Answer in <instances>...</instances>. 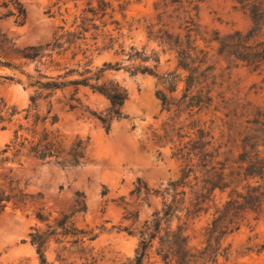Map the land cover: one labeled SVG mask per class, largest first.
Segmentation results:
<instances>
[{"label":"rangeland","instance_id":"1","mask_svg":"<svg viewBox=\"0 0 264 264\" xmlns=\"http://www.w3.org/2000/svg\"><path fill=\"white\" fill-rule=\"evenodd\" d=\"M108 1L114 10L112 20L103 19L104 28L99 21H94L99 27L97 31L91 28V22H86L84 26L89 31L80 49L31 62L22 58L29 48L45 49L65 32H80L87 1L0 0V99L8 107H15L18 113L11 123H0V152L13 141L19 125L24 129L19 134L28 140H32L33 134L39 137L43 130L57 135L62 142L61 157L76 140L87 143L86 158L78 166H70L61 159L39 161L25 154L13 157L12 152L6 155L9 161H0V189L17 188L34 196L25 206L7 203L0 214V264H40L31 235H46L49 227L63 216L69 217V223L76 230L94 239L73 245L72 241L79 236L49 237L46 264H125L134 257L139 241L146 238L145 228L159 219L164 206L171 204L175 194L183 190L185 204L173 213L170 226L172 229L182 226L189 247L198 250L204 247L205 229L216 210L230 196L244 195L247 187L260 185L257 179H234L228 188L213 191L204 211L195 217L188 216L189 189H172V185L180 181L183 164L172 157V145L154 144L153 139L163 135L168 125L176 129L183 126V134L192 133L190 124L196 121L198 128L211 132L214 147L221 146L220 154L231 150V155L236 157L245 133V120L257 110L264 111V64L253 70L241 63L218 59L216 45L211 44L207 65L216 64L213 107L220 103L217 95L222 93L231 101L230 109L237 108L242 117L234 120L231 130L225 112L214 113L213 107L188 118L187 111H176L172 104V98L179 99L183 93L186 72L178 69L175 53L159 39L165 34H184L178 13L174 11L176 7L168 0ZM16 4L25 11L21 26L15 25L12 17H4L8 11H14ZM120 4L125 6L122 11ZM198 24L209 39L213 33L223 36L235 31L246 32L251 27V19L231 0H200ZM197 39L199 47L206 49V44L199 37ZM84 50H87L85 55ZM152 54L158 58L157 64L145 61L144 57ZM87 62L89 66H85ZM103 64H117L120 69L102 70L96 82L91 80L90 84L124 92L127 95L122 108L124 118H111L108 100L88 87L66 86L45 99L44 92L34 107L30 103L36 90L31 84L36 80L46 81L42 76L61 77L58 81L79 79L78 74L85 69H90L91 74L86 76H91L102 69ZM154 65L160 76L170 72L180 75L181 82L175 94H170L158 78L133 73L138 66ZM68 71L74 72L65 76ZM159 91L168 97L167 106L157 98ZM71 98L78 99L82 108L70 109L69 104L75 105ZM89 111L108 118V132L88 114ZM52 116H56V122L51 125ZM44 118H47L45 123ZM4 157L0 155V159ZM223 158L220 156L217 160ZM138 181L159 194L146 199L143 195L137 197L132 192ZM188 181L194 183L192 177ZM103 189L105 195H102ZM77 193L82 197L78 198ZM175 198L179 200L181 195ZM76 201H82L84 211H78ZM38 212L46 221L36 218ZM244 217L237 231L223 237L222 249L228 248V251L219 257L218 264H264V249L259 250V245L264 243V201L256 220L251 213ZM57 240L61 243H56ZM144 264L163 263L152 250Z\"/></svg>","mask_w":264,"mask_h":264},{"label":"trees","instance_id":"2","mask_svg":"<svg viewBox=\"0 0 264 264\" xmlns=\"http://www.w3.org/2000/svg\"><path fill=\"white\" fill-rule=\"evenodd\" d=\"M86 9L82 11L80 32H65L52 44L46 46L45 49L29 48L22 54V58L27 61L40 62L43 58L51 59L53 55L63 56L71 49H80L81 43L86 41L84 35L89 31L85 28L86 22H91V28L94 31L98 30L93 22L99 21L102 28L106 26L103 19L106 17L110 20L113 18L112 5L108 0H96V7L93 6V0H86ZM120 1V0H115ZM129 0H123L126 3ZM169 3L175 6V12L178 13V19L181 21L180 26H183L184 34L177 35H162L159 37L162 43L168 45L169 50L173 51L177 59L178 69L186 72L184 79L185 88L179 99L173 97L172 104L176 107V111H187L188 118L201 113L203 110H208L213 107L215 97L213 96V87L215 86V70L216 64L207 65L209 60L211 44L216 45L215 55L218 59L226 62L241 63L246 67L258 70L264 64V0H231L236 3L241 10L247 13L251 19V27L246 32L235 31L231 34L220 36L218 33H213V37L207 39L202 33L198 24L199 3L200 0H168ZM124 4L119 5L122 11ZM90 14L91 18L87 15ZM12 17L15 25L21 26L24 24L25 11L18 4L15 5L14 11H8L4 17ZM111 24L118 23L111 21ZM206 44L205 48H200L198 39ZM95 39V38H93ZM87 50L83 51V55ZM73 53V52H71ZM76 53H73V57ZM212 57V56H211ZM210 57V58H211ZM145 61L151 60L158 63V58L155 54L150 57H144ZM52 61V60H51ZM144 61V60H143ZM87 62L85 66H89ZM156 65L138 66L134 68L133 73H141L152 75L162 81L163 85L170 94L177 92L178 83L181 82L180 75L175 72H170L164 76H160L155 72ZM118 70L120 67L110 64H103L102 69L91 74L90 69H85L78 74L79 79L68 81H58L59 78L42 76L46 81L36 80L31 85L36 87L34 95L30 97V103L35 106L37 99H44L51 96L55 91L62 90L66 86L73 87H88L93 92H97L104 96L109 104L108 110L111 118L116 120L124 118L122 108L127 100V95L113 87L98 86L90 84L91 80L96 82L97 74L102 70ZM74 71H68L65 76L72 74ZM157 98L163 106L169 104L168 97L162 91L157 92ZM220 98V103L213 107L214 113L224 111V117L227 119L228 129L234 127V120L242 117V114L237 113V108H231V101L225 99L222 93L217 95ZM75 105L69 104L70 109L77 107L82 108L78 99L71 98ZM196 109L195 112L193 110ZM18 113L15 107H8L7 104L0 99V123L6 121L11 123L13 117ZM50 114V111L47 112ZM88 114L95 118L102 125L103 129L109 131L108 118L98 115L94 112ZM27 119V115L25 116ZM47 118L43 119V123ZM56 122V116L50 118V124ZM196 121L190 124L192 133L182 132L184 127L180 126L177 129L174 125H168L163 129V135L155 136L154 144H170L172 145V157L176 158L183 164L181 170L180 181L172 185V189L176 187H187L191 195L189 206L186 208L188 216L195 217L205 210L206 205L210 202V196L215 189L224 190L232 184L234 179H257L260 185L257 187H247L244 195L235 194L230 196L224 205L217 209L213 215L211 222L205 229L204 247L198 250H192L188 245V238L185 234V229L182 226H177L172 229L170 226V218L180 206H184L186 192L183 190L176 193L175 196L181 195V199L176 200L175 196L171 204L165 205L162 210V215L159 219H154L150 227L145 228L146 238H142L135 250L134 257L125 264H144V260L149 257L152 250L163 264H218L219 257L226 254L228 248L222 249L223 237L232 234L240 227V223L245 219L246 213L255 215V220L261 212V206L264 201V111L257 110L250 119L245 120V133L240 140V152L236 157H233L231 150L224 154H220L221 146L214 147L213 137L211 132L205 128H198ZM2 129H5L3 127ZM22 125L14 131L13 141L5 145L1 150L0 155H5L0 161H9L6 156L12 152L13 157L21 154L31 156L39 161L48 159H61L64 163L70 166H78L81 161L86 158L87 143L82 140L73 142L64 157H61V141L57 135L52 132L43 130L39 137L32 135V140H28L22 134ZM26 130V129H25ZM223 156V160L217 159ZM197 174H199L197 176ZM192 177L191 181H188ZM198 177L201 180H198ZM137 197L143 195V199L149 196H157L158 191L150 190L145 184L138 181L137 186L132 192ZM106 191L103 189L102 195ZM39 196V194H37ZM78 198L81 194H76ZM34 199V196L24 193L17 188H10L8 191L0 189V214L5 210L7 203L12 202L14 205L25 206ZM78 211L82 212L85 209L82 201H76ZM36 218L40 221H46L44 215L40 212L36 213ZM68 216H63L53 227H49L46 235L32 234L31 244L35 246L40 264H46L45 249L47 239L49 237L79 236L72 241L73 245L84 244L85 241H92L94 237H90L83 231H78L72 223H69ZM164 223V227L162 226ZM87 238V239H85ZM61 243V241H56ZM264 249V243L259 245V250ZM63 261V259H60Z\"/></svg>","mask_w":264,"mask_h":264}]
</instances>
